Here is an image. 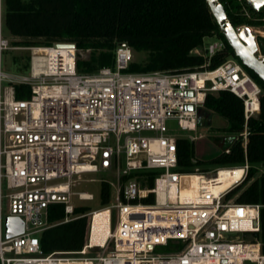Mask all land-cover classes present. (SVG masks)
<instances>
[{
  "label": "built area",
  "instance_id": "obj_1",
  "mask_svg": "<svg viewBox=\"0 0 264 264\" xmlns=\"http://www.w3.org/2000/svg\"><path fill=\"white\" fill-rule=\"evenodd\" d=\"M241 12L253 20L244 2ZM4 28L0 0V264H264L261 244L253 241L261 232L263 206L230 197L245 182L248 162L210 172L184 173L178 166L177 141L202 138L189 133L202 122L208 94L237 96L246 121L260 112L261 88L236 59L210 67L226 48L223 39L204 38V64L178 73L128 72L133 51L119 44L113 65L92 74L78 73L76 47L54 45L27 48V71L8 74L3 56L11 47ZM257 57L264 54L259 50ZM16 87L27 99H16ZM240 137L246 148V129ZM220 170L242 175L218 190ZM98 173L115 179L101 182L108 184L111 202L86 214L83 248L45 254L39 236L48 228V208L62 205L72 215L74 198L93 200L75 188L93 181L85 175ZM196 175L197 195L183 198L191 185L186 179ZM99 211L108 213L111 231L93 246L92 222ZM8 216L23 222V234L5 238ZM158 247L171 252L156 254ZM92 251L97 254L88 257Z\"/></svg>",
  "mask_w": 264,
  "mask_h": 264
},
{
  "label": "trees",
  "instance_id": "obj_2",
  "mask_svg": "<svg viewBox=\"0 0 264 264\" xmlns=\"http://www.w3.org/2000/svg\"><path fill=\"white\" fill-rule=\"evenodd\" d=\"M219 1L235 29L264 23L263 9L254 12L248 8L253 20H247L241 14L243 0ZM4 27L13 38V48L69 43L78 50L90 51L87 60L78 59L76 62L80 74H92L101 68L111 67L114 50L119 44L147 55L143 61L131 63L128 72L178 73L193 70L204 64L203 57L193 54L202 47L203 39L212 35L223 39L205 0H4ZM257 41L261 54H264V38L258 37ZM230 57L239 62L226 43L225 50L211 59L210 67L215 68ZM28 67L29 63L24 72ZM244 69L261 88L259 114L246 121L243 102L237 96L227 91L208 94L204 109L226 120L229 132L237 138L228 152L219 153L209 161L198 160L194 143L181 138L177 141L178 166L180 171L190 173L199 167H239L248 162L250 168L245 183L230 197H235L237 203L263 206L261 232L253 237V241L261 244L264 254V173L260 178L255 177L256 166L264 164V83L250 70ZM22 91L21 87H16V99L28 97ZM245 129L246 148L240 137ZM100 202L102 207L111 202L110 188L106 183L100 187ZM90 211L89 207L77 205L68 216L62 205L49 207L48 228L39 236L43 252L81 251L89 227L86 214ZM66 218L71 220L65 222ZM108 233L107 223L95 222L93 246H100L96 244H102Z\"/></svg>",
  "mask_w": 264,
  "mask_h": 264
},
{
  "label": "rangeland",
  "instance_id": "obj_3",
  "mask_svg": "<svg viewBox=\"0 0 264 264\" xmlns=\"http://www.w3.org/2000/svg\"><path fill=\"white\" fill-rule=\"evenodd\" d=\"M264 10V7L262 8ZM264 20V19H263ZM254 32L261 31L264 32V23L259 26L250 27ZM3 36L6 40L9 41V46H12L13 38L10 37L6 29L3 30ZM261 38H264L261 35H258ZM28 47H17L9 49L4 53L3 56V71L8 74H21L24 73L25 66L29 63L30 59V51L27 50ZM133 51V50H132ZM78 59L87 60L90 54V51H82L79 50ZM194 55L200 56L202 55L201 48L195 50L193 52ZM145 53H137L133 51V62L132 63H139L146 59ZM77 59V60H78ZM28 73V72H27ZM24 99H27L24 97ZM204 116L202 119L201 124L198 126L196 133H189L192 136H202L201 139L196 140L194 143L195 148V156L198 160L202 161H209L215 158L219 153L224 152L226 149L230 148L234 141L237 138V135L232 134L229 132V126L226 120L219 117L213 112L203 110ZM189 141V140H188ZM217 166H206V167H199L194 168L198 169L199 171L203 172L202 170H206L205 172H210L216 169ZM257 173L255 174L256 178H260L264 173V164H260L256 166ZM193 169V170H194ZM236 177L240 176V173H235ZM229 178H231L230 173H223ZM87 180H93L92 182L81 183L75 190L77 192H86L93 196L92 201L88 202H79L76 198L73 200V206H84L89 207L90 210L96 211L101 209V202H100V187L102 181H110L114 182L115 179L110 174L106 173H98V174H89L85 175ZM221 182L220 185H227L228 181H223V178H220ZM223 181V182H222ZM194 182H191L193 185ZM245 182H243L244 184ZM243 184L240 186L242 187ZM239 187V188H240ZM6 211V208H4ZM112 223V226H114ZM171 252L170 248H163L158 247L155 249L156 254H164ZM97 253L96 251H92L89 253L88 257L95 256Z\"/></svg>",
  "mask_w": 264,
  "mask_h": 264
},
{
  "label": "water",
  "instance_id": "obj_4",
  "mask_svg": "<svg viewBox=\"0 0 264 264\" xmlns=\"http://www.w3.org/2000/svg\"><path fill=\"white\" fill-rule=\"evenodd\" d=\"M245 5L259 12L264 7V0H243ZM210 14L213 16L218 32L223 37L229 48L232 50L235 58L241 65L250 70L255 76L264 83V58L257 57L259 51L258 37L248 26L235 29L229 21L225 10L219 0H205ZM57 49L74 48V44L57 43L54 44ZM23 222L17 217L5 218V238L10 239L23 234Z\"/></svg>",
  "mask_w": 264,
  "mask_h": 264
},
{
  "label": "bare ground",
  "instance_id": "obj_5",
  "mask_svg": "<svg viewBox=\"0 0 264 264\" xmlns=\"http://www.w3.org/2000/svg\"><path fill=\"white\" fill-rule=\"evenodd\" d=\"M258 33L261 35V36H263L264 37V32H261V31H258ZM49 52V51H48ZM224 172H228V173H230L231 174V178H229V177H227V176H225V175H222ZM235 173H240V177L239 178H236L235 177ZM235 173H231V172H229L228 170H220V175H219V178H218V185H217V188H218V190H224V189H226V188H229L230 186H232L233 184H235L240 178H241V175H242V171L241 170H238V171H236ZM220 178H223V181H228V184H227V186H222V185H220V182H221V180H220ZM186 181L188 182H190V184H191V182H194L193 183V185H190V187L189 188H187V189H185V190H183L182 191V193H181V196L184 198L185 196H191L192 198H194L196 195H197V193H198V190H199V188H200V185H199V180H198V176L196 175V176H194V177H192V178H189V179H186ZM222 181V182H223ZM83 195L84 196H87L88 194L87 193H83ZM101 221H104L105 223H107V226H108V228H109V223H108V213L107 212H105V211H99V212H97L96 214H95V216H94V219H93V222H92V228H93V225H94V223L95 222H101ZM111 230H110V228H109V232H110ZM108 235V234H107ZM92 238V237H91ZM96 245H101V244H96ZM84 262H82V261H76V262H73V263H71V262H69V263H67V262H61V264H83Z\"/></svg>",
  "mask_w": 264,
  "mask_h": 264
}]
</instances>
